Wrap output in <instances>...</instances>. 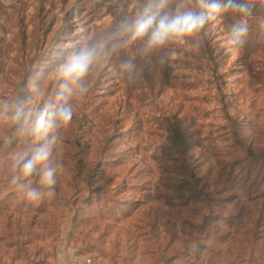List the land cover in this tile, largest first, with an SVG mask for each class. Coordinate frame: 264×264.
I'll return each mask as SVG.
<instances>
[{
  "label": "rangeland",
  "instance_id": "rangeland-1",
  "mask_svg": "<svg viewBox=\"0 0 264 264\" xmlns=\"http://www.w3.org/2000/svg\"><path fill=\"white\" fill-rule=\"evenodd\" d=\"M140 2L0 0V98L29 96L37 84L38 99L51 100L54 69L67 50L110 32ZM253 3L247 42L238 51L225 45L235 19L228 14L197 37L199 47L170 46L174 55L169 49L143 55L133 47L102 58L63 132L64 167L51 196L31 202L9 183L10 154L36 141L0 124V264H238L228 260L232 251L219 237L199 251L176 249L178 235L189 230L180 229L183 220L171 206L185 167L214 214L223 206L237 217L232 229L264 187V0ZM167 52L161 67L157 59ZM134 55L144 79L129 84L119 78L118 64ZM217 84L252 162L229 163L221 154L230 140L210 96ZM161 127L174 129L187 149L166 133L160 137ZM31 182L39 186L36 177ZM252 264H264V251Z\"/></svg>",
  "mask_w": 264,
  "mask_h": 264
},
{
  "label": "clouds",
  "instance_id": "clouds-1",
  "mask_svg": "<svg viewBox=\"0 0 264 264\" xmlns=\"http://www.w3.org/2000/svg\"><path fill=\"white\" fill-rule=\"evenodd\" d=\"M253 0H141L134 14L125 16L110 32L91 42L68 49L54 69L58 80L51 100H39L40 87L32 84L31 94L14 100L0 98V124L10 123L16 135L28 136L36 142L10 154L9 183L25 194L31 202L51 196L50 191L64 167L59 146L64 130L71 124L77 102L90 91V74L102 58L118 55L137 47L138 54L149 55L175 49L170 46L194 41L212 22L232 14L235 19L228 28L225 45L229 52L238 51L246 42L253 17ZM264 30V20L259 22ZM137 55L118 64L119 78L129 84L142 79L144 69ZM169 61V52L157 59L161 67ZM38 180L33 186L32 178Z\"/></svg>",
  "mask_w": 264,
  "mask_h": 264
},
{
  "label": "trees",
  "instance_id": "trees-1",
  "mask_svg": "<svg viewBox=\"0 0 264 264\" xmlns=\"http://www.w3.org/2000/svg\"><path fill=\"white\" fill-rule=\"evenodd\" d=\"M135 10V6L131 7V13H125V16L130 17ZM202 35L203 33L199 37ZM199 41L202 42V39ZM211 90L213 93L210 96L217 103L221 120L229 132L227 139L230 140V143L221 147V154L228 159L229 163L241 159L252 162L254 153L240 137L220 86L217 84ZM165 133L170 140L179 144L183 151L187 149L181 136L174 129L161 127L158 131L160 137ZM147 144L154 149L159 148L154 139H148ZM188 160V157H184V161ZM226 172L229 173L230 171L226 170ZM182 176L181 192L177 193L171 208L183 220L180 229L185 228L189 231H182L178 235L175 244L176 249L186 250L193 246L192 251H199L201 248H206L207 245L204 242L208 241L210 237H219L223 242L221 245L228 246L232 251L228 256L230 262L252 264L254 259L264 251V187L249 200L246 213L238 225L232 229L237 218L230 217L233 212L227 213L228 210L222 206V211L219 208L214 214L211 200L205 192H200L197 187L193 170L188 171L187 167L183 168ZM179 199L181 200L178 201ZM228 201L223 200L221 203L225 206ZM210 221H219V223L212 224Z\"/></svg>",
  "mask_w": 264,
  "mask_h": 264
}]
</instances>
